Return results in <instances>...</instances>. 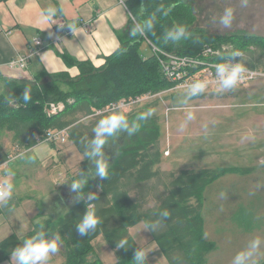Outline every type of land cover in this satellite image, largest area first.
<instances>
[{
    "label": "trees",
    "instance_id": "trees-1",
    "mask_svg": "<svg viewBox=\"0 0 264 264\" xmlns=\"http://www.w3.org/2000/svg\"><path fill=\"white\" fill-rule=\"evenodd\" d=\"M126 5L133 15L130 19L131 35L121 40L119 48L108 55L101 66L97 67L88 60H73L64 53L67 65L76 64L79 68L77 76L72 77L67 72L52 75L44 72L35 77L36 81L42 76H49V82L8 80L11 92L0 95V165L12 156L1 140L2 134L12 133L19 145L30 148L47 131L66 128L68 138L83 156L81 166L86 167L85 170L92 166L87 156L93 129L100 119L110 114L92 116L95 110L123 97L158 92L171 85L164 78L147 39L163 51L191 56L199 54L207 45L214 49L226 45L228 49H221L224 57L237 58L235 53L241 52L243 56L238 59L243 65L252 68L264 66V36L245 31L228 35L206 34L205 30L197 29L184 33L179 40L169 38V32L180 27L190 28L195 20L190 5L184 0H127ZM145 43L150 53L145 52ZM64 81L66 88L61 86ZM25 89L29 90L31 97L27 103L23 99ZM203 95L204 92L194 97ZM157 100L159 98L154 102ZM59 101L66 102L63 112L50 116L44 112L46 103ZM125 113L131 126L141 112ZM138 123L140 127L136 133L128 134L116 151L105 153L110 157L109 178L100 180L90 177L81 189V197H84L93 187L102 184L96 198L93 201L78 198L68 211L51 214L23 238L9 236L0 243V262L6 260L25 239L38 231H45L58 235L62 241L56 253L62 264H101L92 247V240L98 236H103L115 250L116 264H141L135 259V254L142 248L129 229L141 221H145L148 228L157 224L159 212L167 209L169 218L160 221L154 231L150 229L153 240L171 264H206L204 256L213 248V242L204 234L203 195L206 187L225 170H161L158 119L151 116ZM150 189L158 190L155 195L157 205L154 207L148 206L150 201L144 198ZM60 205L64 206L61 201L58 207ZM87 208L96 213L101 223L96 232L81 237L76 232V224ZM120 239L127 241L123 248L117 247ZM143 264H149L146 257Z\"/></svg>",
    "mask_w": 264,
    "mask_h": 264
},
{
    "label": "rangeland",
    "instance_id": "rangeland-1",
    "mask_svg": "<svg viewBox=\"0 0 264 264\" xmlns=\"http://www.w3.org/2000/svg\"><path fill=\"white\" fill-rule=\"evenodd\" d=\"M184 1L190 5L195 16L190 28L185 29L186 34L202 29L206 34L228 35L245 31L264 36V32L260 31L264 30V0H243V3L242 0ZM226 8H231L234 13L232 25L227 29L218 23L219 16ZM143 47L145 52H151L147 43ZM253 50L256 51V48ZM50 79L49 76H42L39 81L34 78L29 82L41 84ZM66 85L65 81L61 83L63 88ZM10 92L8 80H0V95ZM47 105H44V112L53 115L49 113ZM148 109L153 110L152 116L157 117L160 125L161 170H225L223 175L206 187L203 195L204 234L213 242V248L206 251L204 256L206 264H229L254 239L259 238L264 242V79L229 90L206 91L197 98H187V91L173 96L164 94L157 102H148L127 112L139 113ZM189 115L192 116L191 120L188 119ZM12 136L10 132L4 133L1 140L5 143ZM127 138L126 130L119 132L109 139L105 153L116 151ZM55 159H58L56 151ZM90 167L85 170L86 167L80 166L65 175L56 173V181L63 188L55 185L58 190L48 200L49 205L46 207L45 202L40 205L46 210L43 220L53 213L66 211L68 204L64 202V197L61 198L64 190L71 187L72 182L79 181L82 172L87 174ZM96 187H93L94 190ZM157 193L158 190L150 189L144 195L150 201L148 206L157 205ZM57 199L64 202L66 207H58ZM241 205L246 209L240 210ZM138 225L152 235L145 221ZM132 228L129 229L130 233ZM56 255L54 261L57 262L53 264L60 263ZM254 259L256 264H263L264 243Z\"/></svg>",
    "mask_w": 264,
    "mask_h": 264
},
{
    "label": "crops",
    "instance_id": "crops-1",
    "mask_svg": "<svg viewBox=\"0 0 264 264\" xmlns=\"http://www.w3.org/2000/svg\"><path fill=\"white\" fill-rule=\"evenodd\" d=\"M123 1L124 4L121 0H0V80L29 82L44 72L50 75L67 72L72 77L77 76L79 68L76 64L68 66L63 59L64 53L73 60H88L101 66L106 57L119 48L121 40L131 35V14L125 4L127 0ZM38 36L42 37L40 46L35 42ZM29 50L35 52L27 68H9L11 60ZM4 145L10 155L26 149L22 151L24 157L19 156L8 167L0 168V182H10L14 186L11 199L7 203L0 202V243L11 235L23 238L33 231L46 214L40 205L45 202L47 207L55 191L63 188L56 181V173H71L83 162L82 154L68 137L64 141L27 148L12 136ZM100 191L97 186L89 192L99 194ZM59 202L57 199L56 203ZM239 209H246V206L241 205ZM138 224L133 226L131 233L148 263L171 264L152 235ZM92 247L101 264L117 263L115 250L103 236L94 238ZM55 259L53 254L47 264L57 262ZM58 259L62 264L61 258ZM0 264H12L11 255Z\"/></svg>",
    "mask_w": 264,
    "mask_h": 264
},
{
    "label": "clouds",
    "instance_id": "clouds-1",
    "mask_svg": "<svg viewBox=\"0 0 264 264\" xmlns=\"http://www.w3.org/2000/svg\"><path fill=\"white\" fill-rule=\"evenodd\" d=\"M243 3V0H242ZM51 14V10H50ZM234 13L231 8H226L219 16L218 23L222 28H230L232 25ZM214 21H216L214 19ZM185 29L183 27L177 28L174 32H169L168 37L171 39L179 40L183 36ZM134 34V33H133ZM239 56L240 53H235ZM246 68L240 64L228 66L220 64L216 66V73L220 80L221 90H229L235 88L238 82L243 78ZM207 87V81H197L192 84L187 92V98L196 96L204 92ZM24 102L27 103L31 97L29 90L25 89L23 92ZM153 115V110L148 109L146 112H141L136 116L135 121L129 122L127 114L123 110H113L108 116L100 119L93 129V138L90 141V151L87 158L91 162V167L87 175L81 173V179L71 183V189L78 192L80 199L81 189L87 182L88 178H99L100 180H107L109 178L110 157L105 154V146L108 144L109 139L116 136L121 131H127L131 136L139 130V121H146L148 117ZM188 119L191 120L192 116L189 115ZM24 153L20 157H24ZM102 188V184L99 185ZM14 186L12 183H5L0 186V202L7 203L13 195ZM96 198L95 193H87L86 199L93 201ZM159 220L157 224H152L148 229L152 231L158 226L160 221L166 220L170 216L167 209L159 212ZM101 223L100 218L96 213L87 208L83 217L76 224V232L79 236L85 237L96 232L98 225ZM262 242L259 238L250 242L247 249L239 252L232 260V264H256L254 257L258 253ZM62 244L59 236L56 234L48 233L45 231H38L31 237L25 239L22 245L16 247L12 253V264H47L49 258L59 251ZM127 245V241L120 239L117 247L123 248ZM145 253L138 250L135 254V259L143 264Z\"/></svg>",
    "mask_w": 264,
    "mask_h": 264
},
{
    "label": "built area",
    "instance_id": "built-area-1",
    "mask_svg": "<svg viewBox=\"0 0 264 264\" xmlns=\"http://www.w3.org/2000/svg\"><path fill=\"white\" fill-rule=\"evenodd\" d=\"M121 2L124 3L123 0H121ZM35 42L37 46H40L42 44V37L38 36L35 39ZM147 42L151 46L152 54L158 59L164 78L168 80L171 85L162 91L147 92L134 97L120 98L119 100L110 102L104 107L95 110L92 116L111 113L113 110H123L124 112H127L132 108L161 98L164 94H178L181 91L188 92L190 86L197 81H207V87L205 88L204 93L214 89L219 90L221 89V86L219 77L216 73V66L220 64L228 66L240 64L246 68L247 71L243 74V78L237 85H246L258 79H264V66L252 68L243 65L238 59L243 56V53L240 52V55L237 56V58L229 56L224 57V52H221V49H228L229 46L226 45L221 49H214L212 46L207 45L199 54L191 56L163 51L156 45L152 44L148 39ZM33 53V50H31L28 54L17 56L9 62V68H27ZM47 108H49L50 114H57L65 110L66 103L63 101L49 102ZM67 137L68 132L66 128L57 130L51 129L47 131L44 137L37 140L34 147L59 140L64 141ZM20 154L21 153L19 152L10 156L7 161L0 165V168L8 167L12 161L20 156ZM3 184L4 182H0V186Z\"/></svg>",
    "mask_w": 264,
    "mask_h": 264
},
{
    "label": "water",
    "instance_id": "water-1",
    "mask_svg": "<svg viewBox=\"0 0 264 264\" xmlns=\"http://www.w3.org/2000/svg\"><path fill=\"white\" fill-rule=\"evenodd\" d=\"M63 197H64V202H66L71 206L78 199L79 194L78 192L73 191L71 187H68V189L63 193Z\"/></svg>",
    "mask_w": 264,
    "mask_h": 264
},
{
    "label": "flooded vegetation",
    "instance_id": "flooded-vegetation-1",
    "mask_svg": "<svg viewBox=\"0 0 264 264\" xmlns=\"http://www.w3.org/2000/svg\"><path fill=\"white\" fill-rule=\"evenodd\" d=\"M63 200H64V198H63Z\"/></svg>",
    "mask_w": 264,
    "mask_h": 264
}]
</instances>
